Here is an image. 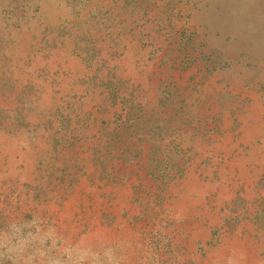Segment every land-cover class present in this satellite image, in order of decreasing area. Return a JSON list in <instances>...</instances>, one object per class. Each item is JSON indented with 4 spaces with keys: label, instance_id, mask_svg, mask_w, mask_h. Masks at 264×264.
Here are the masks:
<instances>
[{
    "label": "rangeland",
    "instance_id": "374dc122",
    "mask_svg": "<svg viewBox=\"0 0 264 264\" xmlns=\"http://www.w3.org/2000/svg\"><path fill=\"white\" fill-rule=\"evenodd\" d=\"M0 264H264V0H0Z\"/></svg>",
    "mask_w": 264,
    "mask_h": 264
}]
</instances>
